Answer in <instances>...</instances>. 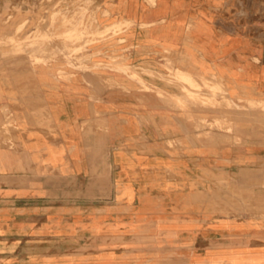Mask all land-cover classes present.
I'll return each mask as SVG.
<instances>
[{"label":"crops","instance_id":"1","mask_svg":"<svg viewBox=\"0 0 264 264\" xmlns=\"http://www.w3.org/2000/svg\"><path fill=\"white\" fill-rule=\"evenodd\" d=\"M6 1L0 264H264V190L241 205L227 191L264 180L248 172L264 162V0H92L110 27L87 48L95 68L57 39L36 61L24 38L43 23L18 29ZM183 74L257 107L201 104ZM224 113L234 126L201 125Z\"/></svg>","mask_w":264,"mask_h":264},{"label":"rangeland","instance_id":"2","mask_svg":"<svg viewBox=\"0 0 264 264\" xmlns=\"http://www.w3.org/2000/svg\"><path fill=\"white\" fill-rule=\"evenodd\" d=\"M51 1V2H50ZM47 2L46 0H7L3 4L2 17L5 21H11L16 15H22L19 21L18 29L30 28V22L24 21L26 15L29 13H36L40 17V22L43 23V31L35 28V32L30 35H25L26 44L31 46H37L41 48L40 57L35 58L36 61H47L51 57L53 50L49 49L50 43L57 39L64 48L69 51L72 61H77L79 67L95 68L101 65L97 59L91 60L89 66L84 65L90 56H94L95 53L88 54L87 48L97 43L110 29V27L100 28L95 23L96 7L93 5L92 0H60L58 3H54L53 0ZM65 1V2H64ZM59 22V26L62 28V33L56 32L55 25ZM31 29V28H30ZM29 29V30H30ZM39 33V34H38ZM73 64V63H72ZM151 75H155L153 72H149ZM170 75L179 77L177 74L169 72ZM183 78L189 83L190 86L199 88L200 95H196L197 99H200L201 104L214 105V107L223 110H254L257 107V103L254 101H233L225 93L224 88L215 83L212 79L210 81L202 79V85L199 87L197 84H193L187 74H183ZM159 77V74H156ZM132 77L138 79L143 87H146L142 80L136 75L132 74ZM180 78V77H179ZM185 90V89H184ZM189 95L191 92L186 91ZM218 96L219 99H218ZM264 109V104L260 102L258 105ZM227 115V113H224ZM237 118L232 114L230 116H224L222 118H214L209 121L207 118H201V125L216 126V127H231L236 123ZM264 175V162L260 165L259 169L254 166L248 171L249 173H256ZM220 190H223L225 185L229 183L220 182L217 183ZM217 189V190H218ZM232 204H252L254 200L257 202L256 195L259 191L264 190V180L251 183H231ZM242 195V196H241ZM245 195V196H244ZM264 204V199H262Z\"/></svg>","mask_w":264,"mask_h":264},{"label":"built area","instance_id":"3","mask_svg":"<svg viewBox=\"0 0 264 264\" xmlns=\"http://www.w3.org/2000/svg\"><path fill=\"white\" fill-rule=\"evenodd\" d=\"M40 2H41V0H39ZM47 2H49L50 0H46ZM54 1V3H58V2H60V0H53ZM51 2V1H50ZM65 2V1H64Z\"/></svg>","mask_w":264,"mask_h":264}]
</instances>
